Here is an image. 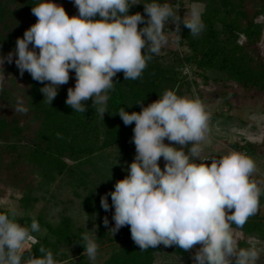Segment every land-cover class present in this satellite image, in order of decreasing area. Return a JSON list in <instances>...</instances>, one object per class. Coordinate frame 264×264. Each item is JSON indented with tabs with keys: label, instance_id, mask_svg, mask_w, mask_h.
<instances>
[{
	"label": "clouds",
	"instance_id": "9594fccd",
	"mask_svg": "<svg viewBox=\"0 0 264 264\" xmlns=\"http://www.w3.org/2000/svg\"><path fill=\"white\" fill-rule=\"evenodd\" d=\"M140 3L74 0L78 15L70 17L62 5L40 0L31 8L37 22L17 38L14 51L0 55V89L6 80L3 65L11 64L14 57L21 76L28 72L44 84L40 91L49 105L74 71L75 87L68 89L66 105L84 113V102L91 99L103 120L109 93L114 90L113 78L121 72L125 81L142 78L148 62L167 43L169 21L175 24L176 33L183 24L193 37L205 28L195 4L181 18L179 8L169 3H143L146 19L139 12L129 14L131 6ZM140 24L145 26L138 27ZM13 110L28 112L20 98ZM116 114L125 126L135 123L131 142L136 155L128 175L115 183L114 191L101 197L106 212L110 210L108 196L115 209V225L108 231L114 236L130 226L131 238L140 250L163 244L191 251L200 245L192 257L194 264H256L264 248L257 247L258 241L240 248L232 225L243 228L259 212L264 188L250 179L257 169L247 155L237 151L219 158L202 154L210 120L203 103L165 90L140 112L121 108ZM103 223L108 225L107 217ZM39 231L35 219L30 227L21 225L15 209L0 212V264H57L52 251L43 246L40 256L29 253L24 259L29 241L34 239L32 233ZM81 241L83 254L95 261L99 245L87 233L81 234Z\"/></svg>",
	"mask_w": 264,
	"mask_h": 264
},
{
	"label": "trees",
	"instance_id": "16d2710c",
	"mask_svg": "<svg viewBox=\"0 0 264 264\" xmlns=\"http://www.w3.org/2000/svg\"><path fill=\"white\" fill-rule=\"evenodd\" d=\"M39 2L0 0V55L7 56L14 51L17 38L23 37L24 32L37 22L31 8ZM53 2L62 5L70 17L78 15L74 0ZM140 2L131 6L129 14L139 12L147 19L143 3H151L153 0ZM156 2L169 3L174 9L179 8L181 18L184 15L179 10H187V2L201 3L205 28L193 37L190 30L181 24L178 48L154 54L142 78L125 81L123 73H118L113 78L114 90L109 93L108 112L103 120L95 113L91 99L84 102L87 108L84 113L74 112L66 105L68 89L75 87L74 71H70L68 83L60 86L56 98L49 105L46 98L43 100L40 91L44 84L33 80L28 72L21 76L14 62L15 57L11 64L4 63L6 80L0 89V183L20 193L19 200L24 208L33 205L37 190L52 184L58 176L77 172L75 166L80 167L81 164L94 166L98 154L107 153L122 161L133 162L136 151L131 141L135 123L125 126L116 113L121 108L129 113L140 112L142 107L159 99L165 90L178 94L182 86L196 80L191 82L183 73L182 69L186 66L191 67L197 77L207 79L209 73H214L213 79L224 76L248 92L264 95V57L259 47L264 34L263 23L259 20L264 17V0ZM144 26L140 24L138 27ZM242 36L245 39L241 41ZM18 98L27 107V114L14 112ZM130 104L132 106L128 107ZM230 146L239 152L258 154V149H264V134L260 142L241 140L232 142ZM254 181L264 188L263 179ZM259 200L261 210L264 208V195ZM108 203L110 210H104L105 216L115 225L112 219L115 209L112 201ZM82 206L88 214L103 209L91 193L82 199ZM9 209L0 207V212H8ZM259 212L251 216L241 229L249 235L259 233L263 237L264 216H260ZM16 219L26 227H30L35 219L40 229L45 230L44 234L32 233L35 242L25 252L24 259L28 258L29 253L40 256L39 248L43 246L52 251L57 264H60L58 253L61 243L76 245L79 253L85 251L83 244L78 243L82 242L81 234L85 231L68 215L59 221H52L41 214L19 216L16 213ZM128 235H131L130 226H124L116 237L119 239ZM166 248L161 244L140 250L134 242H129L115 248L101 264H153L155 253ZM172 250L177 254H185L183 249L175 245Z\"/></svg>",
	"mask_w": 264,
	"mask_h": 264
},
{
	"label": "rangeland",
	"instance_id": "374dc122",
	"mask_svg": "<svg viewBox=\"0 0 264 264\" xmlns=\"http://www.w3.org/2000/svg\"><path fill=\"white\" fill-rule=\"evenodd\" d=\"M194 4L202 11L201 3ZM194 4L187 2L188 9L180 8V14L185 15ZM259 20L264 27V17H260ZM175 29L176 26L171 21L166 25L165 32L168 39L161 48V52L178 48L179 34L175 32ZM259 47L264 57V34ZM182 71L191 82L195 78L196 80L190 85L182 86L177 95L199 99L210 116L208 137L202 144L204 156L219 158L229 152L237 151L230 146L234 141L260 142L262 140L264 95L253 91L248 92L224 76L213 79L214 73H209L210 76L205 79L197 77L189 66L184 67ZM165 143L169 141L165 139ZM184 150L187 152L188 148ZM258 150V154L240 152L255 161L257 170L252 175V180H264V149ZM94 162V166L89 164L75 166L77 172L60 175L52 184L37 190L35 202L27 209L20 203L19 192L0 183V207L15 209L19 216L41 214L52 221H59L64 215H68L99 245L96 260L90 261L87 255L83 254L84 252H78L76 245L61 243L58 253L60 264H101L115 248L134 242L131 235L117 239L119 231L114 236L111 231H108L109 228L114 227V224L108 219V225H104L103 220L106 217L104 209L88 214L82 206V199L89 193L100 203L103 195L114 191L115 183L128 175L127 169L132 162L122 161L107 153L98 154ZM206 163L210 164L211 160ZM164 164L165 161L161 158L159 165L162 169ZM85 176H87L86 179H84ZM110 201H112L111 196H108V202ZM259 215L264 216V208L260 210ZM232 227L240 248H248L250 242L256 241L259 242L258 248H264V236L260 237L259 233L249 235L241 228ZM39 233L44 234L45 230L40 229ZM33 237L34 239L28 243L27 250L35 242V236ZM173 246L156 252L153 264H194L192 257L200 245H196L191 251H185L183 255L175 253L172 250ZM256 264H264V252L260 254Z\"/></svg>",
	"mask_w": 264,
	"mask_h": 264
},
{
	"label": "built area",
	"instance_id": "2783aa9c",
	"mask_svg": "<svg viewBox=\"0 0 264 264\" xmlns=\"http://www.w3.org/2000/svg\"><path fill=\"white\" fill-rule=\"evenodd\" d=\"M244 39H245V37H244V36H242V39H241V41H242V40H244Z\"/></svg>",
	"mask_w": 264,
	"mask_h": 264
}]
</instances>
